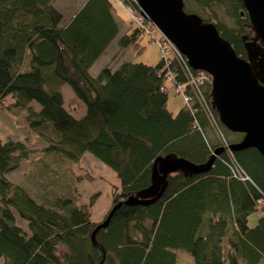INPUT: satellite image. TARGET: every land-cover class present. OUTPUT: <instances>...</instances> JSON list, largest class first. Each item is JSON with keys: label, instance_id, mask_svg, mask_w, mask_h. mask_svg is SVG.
<instances>
[{"label": "trees", "instance_id": "trees-1", "mask_svg": "<svg viewBox=\"0 0 264 264\" xmlns=\"http://www.w3.org/2000/svg\"><path fill=\"white\" fill-rule=\"evenodd\" d=\"M116 6L138 8L132 0H82L67 15L53 0H0V109H25L43 149L57 159L78 163L91 152L111 167L119 181L111 186L113 205L151 184L158 156L203 163L222 144L208 135L211 119L190 88V107L169 108L175 83L186 80L176 60L170 61L174 80L162 56L155 64L126 61L91 74L121 25L128 28L119 44L143 48L146 30ZM185 6L247 56L243 37L251 35V20L241 0H185ZM193 70L207 75L200 86L228 145L240 141L243 133L227 129L212 107L211 75ZM64 85L85 107L82 116L76 105L65 106ZM30 153L25 142L0 136V260L6 264H178L181 251L196 264H259L264 257V157L256 147L227 149L203 173L170 174L156 202L122 203L97 243L91 235L101 220L89 205L70 195L37 200L10 179ZM253 213L259 217L250 225Z\"/></svg>", "mask_w": 264, "mask_h": 264}, {"label": "water", "instance_id": "water-1", "mask_svg": "<svg viewBox=\"0 0 264 264\" xmlns=\"http://www.w3.org/2000/svg\"><path fill=\"white\" fill-rule=\"evenodd\" d=\"M141 13L187 57L193 69L211 77V103L221 123L232 132L243 133L240 141L219 146L203 163L176 154L158 156L152 166L151 184L115 203L92 232V241L109 225L122 204L149 205L165 192L174 172L193 175L208 171L217 155L230 149L256 147L264 157V0H241L251 20V35L243 37L246 57L239 55L218 29L196 12L188 11L184 0H137Z\"/></svg>", "mask_w": 264, "mask_h": 264}, {"label": "rangeland", "instance_id": "rangeland-1", "mask_svg": "<svg viewBox=\"0 0 264 264\" xmlns=\"http://www.w3.org/2000/svg\"><path fill=\"white\" fill-rule=\"evenodd\" d=\"M81 2L82 0H53L54 6L67 15L76 10ZM116 9L125 20L131 17L125 6H116ZM148 20L154 28H150L152 32L150 36L143 33L140 37L139 42L143 47L140 51L133 46L123 47L119 44L120 36L128 28V24L121 25L118 35L91 67V74L97 76L105 66L114 69L126 61L155 64L162 56L161 47L155 39L163 40L165 36L150 19ZM176 92L172 90L168 99V106L173 111H177L184 102L182 94ZM62 93L65 106L76 105L75 115L82 116L85 107L75 97L70 86L64 85ZM26 115V110L22 108L0 109V136L4 139L21 140L31 149L29 156L22 159L18 167L9 172L10 179L24 186L34 198L41 200L55 195L74 196L79 203L89 205L95 220L102 221L113 205L111 186L119 182L116 172L91 152H85L78 163L59 160L54 155L48 154L43 149L46 142H43L39 134L30 128ZM213 124L214 122L211 121L208 135L215 141L222 142L221 146L226 147L224 139L227 135ZM92 197H94L93 204L90 205ZM258 217V214L253 213L249 217V224H256ZM0 264H6L4 258H1ZM178 264H196V261L190 254L181 251ZM259 264H264V257Z\"/></svg>", "mask_w": 264, "mask_h": 264}, {"label": "built area", "instance_id": "built-area-1", "mask_svg": "<svg viewBox=\"0 0 264 264\" xmlns=\"http://www.w3.org/2000/svg\"><path fill=\"white\" fill-rule=\"evenodd\" d=\"M137 4V9L134 10L130 6H125L126 9L129 11V14L131 15V19L138 25L143 26V28L149 33L148 27H146V24L143 21L144 16L140 13V7L138 5L137 0H132ZM155 39V38H154ZM157 43L160 45L162 50V57L163 60L166 63L167 71L166 74L169 77V80H174V72L170 68V61L171 59L176 60V62L184 69V73L186 74V80L183 82H177L175 83L174 89L175 91H178L182 94L184 102L190 107L191 106V95L188 92L189 88L196 94V97L198 98L200 104L202 107L206 110L208 116L210 117L211 121L214 122V126L220 129L217 125V122L215 120V117L213 116L208 103L206 102V99L203 94L201 84L204 83L205 79L207 78V75L204 73H198L196 74L192 67L188 63L187 57L169 40V39H155ZM224 144L228 145V142L226 139H224ZM236 174H239L242 178H246V176L243 174L240 168L236 167L235 170Z\"/></svg>", "mask_w": 264, "mask_h": 264}]
</instances>
